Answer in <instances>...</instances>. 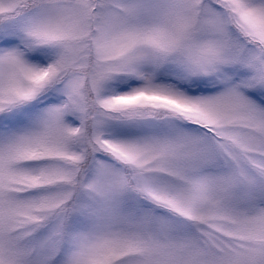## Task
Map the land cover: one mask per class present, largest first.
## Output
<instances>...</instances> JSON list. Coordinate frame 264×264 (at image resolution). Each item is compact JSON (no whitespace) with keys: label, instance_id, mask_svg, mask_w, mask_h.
Returning <instances> with one entry per match:
<instances>
[{"label":"snow or ice","instance_id":"obj_1","mask_svg":"<svg viewBox=\"0 0 264 264\" xmlns=\"http://www.w3.org/2000/svg\"><path fill=\"white\" fill-rule=\"evenodd\" d=\"M0 264H264V0H0Z\"/></svg>","mask_w":264,"mask_h":264}]
</instances>
